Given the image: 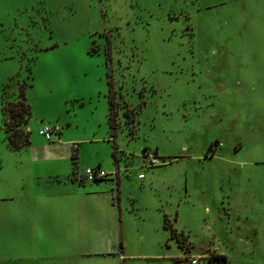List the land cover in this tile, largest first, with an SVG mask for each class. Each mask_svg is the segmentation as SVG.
<instances>
[{"label":"rangeland","instance_id":"1","mask_svg":"<svg viewBox=\"0 0 264 264\" xmlns=\"http://www.w3.org/2000/svg\"><path fill=\"white\" fill-rule=\"evenodd\" d=\"M23 82L29 147L9 148L0 111V246L23 242L14 257L264 264V0H0V96ZM45 125L78 147L77 174L103 180L35 157Z\"/></svg>","mask_w":264,"mask_h":264},{"label":"trees","instance_id":"2","mask_svg":"<svg viewBox=\"0 0 264 264\" xmlns=\"http://www.w3.org/2000/svg\"><path fill=\"white\" fill-rule=\"evenodd\" d=\"M4 86V85H3ZM7 85H5L1 90L0 96V111H1V126L5 134V139L7 145L10 149L18 150L24 147H27L30 144V137L29 131L25 128V124L27 123L30 114H31V105L28 101L26 96V87L28 83L23 82V84H19L18 91L16 94L11 96L9 92V97L5 96V89ZM11 96V97H10ZM125 115L129 118L130 121H134V113L135 109L133 107H127L125 109ZM117 108H116V101L114 99V92H110L109 99H108V111L106 114V119L109 124V128L111 130V135L115 136L116 129H117ZM113 141V151L112 155L117 161L118 155L117 151L118 147L117 144ZM211 144L209 145V147ZM146 151V149H144ZM78 155L77 147L73 149L72 158L74 160V168L72 171V176L74 177L76 173V158ZM104 178V177H103ZM103 178H98L94 180H100ZM164 228H169L171 231V237H175L177 240L184 241V234L182 231H178L174 228L168 220V217L164 216ZM213 260L216 261L217 264H227L226 257L224 254H215L211 255L209 261L212 262Z\"/></svg>","mask_w":264,"mask_h":264},{"label":"crops","instance_id":"3","mask_svg":"<svg viewBox=\"0 0 264 264\" xmlns=\"http://www.w3.org/2000/svg\"><path fill=\"white\" fill-rule=\"evenodd\" d=\"M48 141H49L48 143H42V144H38V145L33 146L32 153L35 157L44 158V157L48 156V157L66 158V157L72 155L73 149L75 148L74 146H68L66 144H61V143H57V142L56 143L50 142V140H48ZM29 146H30V144L27 147H29ZM27 147H24V148H27ZM77 150H78V147H77ZM77 176H78V178H77ZM70 177L72 180H79L80 183L82 182V180H85L84 175H79V174H77V172L75 173L74 177L72 175H70ZM100 180H103V179H100ZM100 180H95V181H100ZM9 232H11V231H9ZM16 242H17V244L15 243L16 244V246H15V244H13L12 236H10V233H9V241H7L5 243L4 247L0 246L1 254L6 255L4 253L6 251H9V255H7V256L1 255L0 256V264H14V263L25 264V262L28 261V260H24V257H19L17 255L14 257V252L19 251V248L24 247L23 242H21V244L18 243L19 241H16ZM38 251H41L40 248ZM41 255L42 254L39 253V257H41ZM29 259H30V257H29Z\"/></svg>","mask_w":264,"mask_h":264},{"label":"built area","instance_id":"4","mask_svg":"<svg viewBox=\"0 0 264 264\" xmlns=\"http://www.w3.org/2000/svg\"><path fill=\"white\" fill-rule=\"evenodd\" d=\"M54 130H58L57 127L50 128L49 126H43L42 128L38 129V133L40 135H43L47 140L51 139V134ZM145 157L149 160L151 165H155L157 163V159H156V154L154 152L145 151ZM106 175V173L102 170V169H94V168H86L84 171V177L88 180H94V179H98V178H103ZM140 176H142L140 174ZM190 262L192 264H197V259L196 258H192L190 260Z\"/></svg>","mask_w":264,"mask_h":264}]
</instances>
